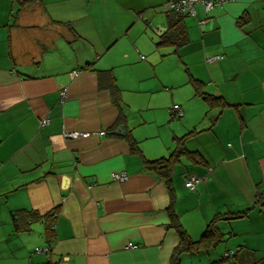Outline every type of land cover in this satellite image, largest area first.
<instances>
[{
  "label": "crops",
  "instance_id": "obj_1",
  "mask_svg": "<svg viewBox=\"0 0 264 264\" xmlns=\"http://www.w3.org/2000/svg\"><path fill=\"white\" fill-rule=\"evenodd\" d=\"M169 1L0 0V264H170L180 244L171 195L145 160L170 155L191 131L185 146L199 162L183 156L172 176L186 232L197 241L217 214L247 213L219 220L223 240L182 252L179 264H264V0L197 4L196 15ZM173 20L185 41L159 45ZM172 55L187 66L175 85ZM214 55L224 57L208 62ZM194 80L229 105L210 107ZM141 111L158 125L180 121L149 142ZM114 171L129 179L113 181ZM189 174L204 177L196 190ZM30 210L38 218L17 216L18 229L13 214Z\"/></svg>",
  "mask_w": 264,
  "mask_h": 264
},
{
  "label": "trees",
  "instance_id": "obj_2",
  "mask_svg": "<svg viewBox=\"0 0 264 264\" xmlns=\"http://www.w3.org/2000/svg\"><path fill=\"white\" fill-rule=\"evenodd\" d=\"M26 1H29V0H26ZM172 11L181 13V11H176V10H172ZM243 21H244V18L242 17L238 20V24L243 25ZM184 41L185 39H184V36L182 35V28L179 26L177 21L173 20L171 21V26H170L169 31H167V33H165L162 36V39L160 40L159 45L176 44L178 46V45H181ZM109 72H110V76L114 83L115 77L111 71ZM193 84H194V87L197 93L205 98V100L208 102L210 107L213 108L215 105H219L221 108H224L225 106L229 105V103L226 100H224L222 97L217 96L215 94H211V93L208 94L206 92H203L201 90L202 82L194 80ZM113 93L116 95H119L118 89H114ZM182 115L177 114V116L179 117H181ZM193 133H196V132L191 131L187 133L186 135L177 138V145L174 151L169 156H162L160 158L153 159V160H149V159L145 160L146 169L150 172L155 173L156 175H158L160 178L164 180V182L166 183L169 189L170 195H171V201L168 207V212L171 218V227L176 229V231L179 234L180 244L173 252L170 264H179L180 254L184 251H191L193 249L202 248L203 246L204 248H208V246L218 244L219 242L223 240V233H221V231L219 230L217 226V222L221 220L222 218H226V217L228 219L243 217L247 213V211L236 212L228 216H226V214H221V213L217 214L208 224L205 233L197 241H194L190 237V235L186 232V230L180 223L179 218L175 214V210H174L175 190L172 184V181H173L172 176H173L176 165L180 162L183 156L188 157L194 162L198 161V158H197L198 153L188 150L187 147L185 146L187 138L191 136ZM126 138L128 139L130 143L132 152L142 155V150L139 146V143L135 139L131 131H129L126 134ZM19 215L21 217L22 216L24 217L25 223H28V221H32L34 218H38L39 214L33 210L25 211L22 213H19V212L14 213L13 214L14 222L18 229L22 228V225L19 223V220L17 217ZM45 217L47 218L48 215H46ZM53 225H54V222L51 221L49 228H52V230H53ZM47 250L49 251L50 249H47Z\"/></svg>",
  "mask_w": 264,
  "mask_h": 264
},
{
  "label": "built area",
  "instance_id": "obj_3",
  "mask_svg": "<svg viewBox=\"0 0 264 264\" xmlns=\"http://www.w3.org/2000/svg\"><path fill=\"white\" fill-rule=\"evenodd\" d=\"M230 0H170L168 2V8L176 11L186 12L190 15H196V5L202 4L205 7L206 11H210L212 8L222 5L226 2H229ZM223 55H214L207 59L208 62H212L215 60H218L220 58H223ZM79 73V70H75L72 72L73 75H77ZM62 99H65L67 96V92L65 89H62L61 92ZM174 110L177 112V114L182 115L183 110L178 104L174 105ZM49 119L46 118L43 120V122L46 124L48 123ZM66 137L69 138H75L79 136H86L89 135L88 132H79V131H66L64 134ZM111 178L113 181H126L129 179V175L125 171H114L111 174ZM204 180L203 176L197 175V174H189L186 176L185 179V186L189 188L190 190H196L197 186L201 181ZM137 245L129 242L127 244V248H136ZM42 249L38 248L37 251H41ZM228 255V254H227ZM58 264H70L68 261V258H63L58 262Z\"/></svg>",
  "mask_w": 264,
  "mask_h": 264
},
{
  "label": "rangeland",
  "instance_id": "obj_4",
  "mask_svg": "<svg viewBox=\"0 0 264 264\" xmlns=\"http://www.w3.org/2000/svg\"><path fill=\"white\" fill-rule=\"evenodd\" d=\"M172 57L174 58H171V62H169V70L171 72V82L173 83V85L175 84H180L182 82V80L180 81V78H183V80L185 79V75H186V65L184 63H182L178 58V60L175 58V56L172 55ZM158 68V67H157ZM159 68H161V66H159ZM181 89L183 90V87H176V88H173L171 89L173 91V93L176 94V97H179L180 94H181ZM159 96V93L157 94ZM165 96H168V94H166ZM163 97V96H162ZM158 97V101L164 103L166 100L165 98L163 97ZM173 104V103H172ZM158 113H161L160 112V109L157 110ZM140 117L141 118H147L146 122H144L140 128H144L145 129V134H149L151 137V139L149 140L150 141H153V140H157V138L159 139V137H157V132L159 131L160 129V137L165 139L167 137V135L169 134V131L172 130L171 128V124L175 121H180L178 117H174V119L172 121H169V119H171V116L168 117V119L165 117L166 121L163 123V125H158L152 120V112H149V111H141V113H139ZM143 116V117H142ZM165 119H162L160 117V114H158V120L159 122H162L164 121ZM140 120V119H139ZM143 122V121H142ZM174 125V123L172 124V126ZM169 156V154L167 155Z\"/></svg>",
  "mask_w": 264,
  "mask_h": 264
},
{
  "label": "water",
  "instance_id": "obj_5",
  "mask_svg": "<svg viewBox=\"0 0 264 264\" xmlns=\"http://www.w3.org/2000/svg\"><path fill=\"white\" fill-rule=\"evenodd\" d=\"M117 132L124 133V131H123V129H122V128L118 129V130H117Z\"/></svg>",
  "mask_w": 264,
  "mask_h": 264
}]
</instances>
